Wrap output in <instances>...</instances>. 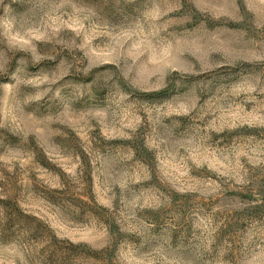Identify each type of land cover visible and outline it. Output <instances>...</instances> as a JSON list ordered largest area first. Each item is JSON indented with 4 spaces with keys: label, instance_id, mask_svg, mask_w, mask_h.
I'll list each match as a JSON object with an SVG mask.
<instances>
[{
    "label": "rangeland",
    "instance_id": "1",
    "mask_svg": "<svg viewBox=\"0 0 264 264\" xmlns=\"http://www.w3.org/2000/svg\"><path fill=\"white\" fill-rule=\"evenodd\" d=\"M0 264H264V0H0Z\"/></svg>",
    "mask_w": 264,
    "mask_h": 264
}]
</instances>
